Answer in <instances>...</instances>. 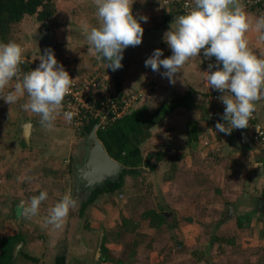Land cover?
Listing matches in <instances>:
<instances>
[{
	"label": "crops",
	"instance_id": "0c3cea01",
	"mask_svg": "<svg viewBox=\"0 0 264 264\" xmlns=\"http://www.w3.org/2000/svg\"><path fill=\"white\" fill-rule=\"evenodd\" d=\"M163 1L134 0L133 16L135 18L146 16L148 21L146 23L139 21L144 28L142 44L130 48L129 60L120 83L115 81L116 72L107 69V61L98 62L95 55L88 51L89 46L83 26L84 24L90 27L99 26L94 0L68 1L67 4H70L71 9L65 15L69 16V19L61 18V7L55 4V15L51 19L39 22L42 27L37 44L33 37L29 38L31 31L19 34L22 41H17L12 36L9 41L22 43L25 48L24 55L38 56L37 58L52 45L51 49L56 59L72 79H84L93 71L100 70L103 78L111 81V88L117 97L130 92L141 93L139 101L129 109L117 125L106 131H97L98 138L107 153L125 167L127 169L125 171H134V174L124 176L123 186L132 191V187H127L125 183L127 177H130L133 178V187H136V190L144 188L148 191H157L153 194L152 204L160 207L159 203L161 202L162 205L165 201L164 205L168 212L163 213L161 207L164 206L157 208L156 212L161 215L168 214L174 223L176 222L174 218L183 216L180 214L181 209L178 211L174 208L175 205L183 207L196 205L198 223L216 219V223L223 224L220 225L221 229L226 225H234L235 232L230 235V240L214 242L219 253H224L226 249L231 251L229 264H264V144L254 143L249 139L252 143V146H249L238 138V133L233 132L237 129L233 130L231 135L215 129L217 122L224 123V121L214 115L215 104L208 99L209 94L201 74L203 65L200 56L193 58L181 73L177 74L175 84H171L169 79L161 75L165 71L162 67L159 73L153 72L150 67H145V60L155 49L163 51L164 55L161 59L172 54L163 36L179 12L176 7L164 6ZM244 1L242 0L243 4ZM60 3L63 5V2ZM82 3L84 4L81 5ZM89 6L90 8L87 9ZM246 11L251 14L254 21L260 15H264V6L259 10ZM70 16L75 18L72 20ZM23 21L20 22V26ZM20 26L17 27L19 31L22 30ZM47 31H51L53 42H50V36L44 34ZM258 35L255 31H250L247 33V38L249 47L260 56L264 54V41H260ZM79 61L80 64L77 63ZM14 84L15 81L6 87L5 94L14 88ZM25 100L26 96L18 103L12 104L16 112ZM22 115L23 120L25 117V122L21 134L26 124H29L27 143L33 142L34 147L37 146L42 151L41 163L44 162L42 158L49 161L47 163L49 166H44L45 168L40 171L38 177L40 183L30 178L28 186L34 192L37 191L38 195L41 191H47L48 199L41 204L42 207L51 208L68 193L81 208L89 194H85L82 189L80 193L76 189L71 161L74 162V158L78 156L85 134L82 135L80 130L74 129L62 114L57 117L52 130L41 127L39 116L24 111ZM253 116L258 122L264 121V100L258 102ZM242 131L250 138L248 130ZM153 153L162 154V158L157 163L155 158H151L150 165L155 164V169L152 171L147 168L146 161ZM74 165L78 167L81 164L74 162ZM48 167L53 170L55 177L48 176L50 173ZM24 179L25 177L22 176L20 182ZM25 195L30 198L27 192ZM119 195L125 197L122 193ZM130 197H136V194L130 192ZM193 200L197 202L193 204ZM21 202L27 204L25 200H20L18 207ZM79 207L77 213L81 217ZM70 214L72 215L73 211L69 213L68 218ZM46 216H41L39 212L36 217L24 218L26 231L35 227L40 230L38 235L26 236V241L18 242L14 246L13 264L97 263L94 261H98V257L92 259L90 263L83 262L84 256L79 258L76 254L79 234L75 233L77 229H72L71 225L70 229L66 226L68 229L65 230L63 226L59 229L53 228L46 225ZM242 216L245 220L242 219V226H239L237 219ZM183 218L190 220L188 216ZM144 219L148 220L151 229L158 231L157 228L151 227V219L143 217L142 220ZM122 220H125V217ZM6 226V231L0 233V237L22 236L23 238L24 231L21 229L18 231L19 228L11 219L7 220ZM200 228L199 225V230ZM232 235L236 237L235 246ZM218 238L225 239L222 236ZM226 243L228 248H223ZM127 254L124 260L132 259L127 264H134L136 250L132 249ZM239 255L241 256L238 258ZM197 257L196 260L199 262L204 258L201 254Z\"/></svg>",
	"mask_w": 264,
	"mask_h": 264
},
{
	"label": "clouds",
	"instance_id": "9594fccd",
	"mask_svg": "<svg viewBox=\"0 0 264 264\" xmlns=\"http://www.w3.org/2000/svg\"><path fill=\"white\" fill-rule=\"evenodd\" d=\"M133 3L134 0H94L99 26H83L88 51L98 62L107 61V69L113 72L122 69L125 49L142 44L144 28L139 21L146 23L148 17L135 18ZM184 7L186 13L178 15L163 36L171 56L161 59L163 51L155 49L145 60V67L158 73L162 67L165 71L161 75L175 84L177 74L201 52L206 59L214 57L216 63H210L208 71L201 74L210 88L222 93L218 99L225 106L221 116L224 123L217 122L215 129L231 135L235 129L249 128L258 102L264 100V54L258 56L252 51L247 33L255 31L264 41V15L253 21L242 0H192ZM24 52L25 48L15 41L0 42V99L12 105L26 96L22 110L39 116L41 127L48 130L54 129L61 114L71 122L78 113L62 109L76 79L70 77L51 48L39 56L38 67L22 71ZM13 81L14 88L5 94ZM47 199V191H41L27 204L21 202L17 216L36 217ZM76 206L73 196L64 194L48 209L46 225L59 229Z\"/></svg>",
	"mask_w": 264,
	"mask_h": 264
},
{
	"label": "rangeland",
	"instance_id": "374dc122",
	"mask_svg": "<svg viewBox=\"0 0 264 264\" xmlns=\"http://www.w3.org/2000/svg\"><path fill=\"white\" fill-rule=\"evenodd\" d=\"M60 1L63 2V5ZM68 1L72 2L73 0H55V4L61 7L62 19H69V16L65 15L71 9L70 4H67ZM75 7L79 8L78 5H75ZM89 8L90 6L87 9ZM70 17L72 20L75 18ZM59 19L60 16L58 17ZM23 20L21 26L19 23L11 29L9 36L14 37L17 41H22L23 39L20 38L19 34L31 31L29 38L31 39L33 37V40L37 44V41L40 40L39 32L42 24L35 17H25ZM71 23L74 22L71 21ZM18 26L22 30L19 31L17 29ZM58 48L59 46H57ZM77 54L79 53L77 52ZM25 56L33 57L31 55ZM77 63L80 64V61ZM24 113L27 112L24 111ZM22 114L21 107L16 112L13 105H8L3 99H0V233L6 231V222L8 219H11L15 226L19 228L18 231L20 229L24 231L22 232L23 238H21L22 236H18L19 242L26 241V236H35L39 233L40 229L37 227L34 229L30 228L31 230L29 229L28 231L24 229V218L17 216V209L20 200H25L28 203L32 196L38 195L37 191L34 192L30 189L28 183L30 178H34L33 181L40 183L38 178L40 171L49 162L45 158H42V161H44L42 165L40 162V153L42 151L37 146L34 147L33 142L28 144L23 134H21L23 131V123L25 122V117L23 120ZM33 122L35 121L33 120ZM85 154V142H82L79 154L74 158V162L82 165ZM74 162L71 161V170L73 167H76ZM48 169V172H50L48 176L55 177V174L52 173L53 170L49 167ZM71 175L73 177V174ZM22 176L25 179L20 182ZM125 183L127 187H132V191H129V189L123 186L117 192L100 196L91 206L89 205L87 207L83 213L84 216H78V205L70 210L69 213L73 211V214H70L69 218L67 217L68 221L67 218L65 219L62 225L64 230L65 228L68 229L71 225L72 229H77L75 233H79L77 242L78 252L76 254L79 258L84 256L83 259L85 261L83 262L87 261L91 263L92 259H97V257L100 259L102 253L100 244H102V241H105V247L108 249V253L115 259L127 258V253L135 249L136 257L134 264H229L228 261H230L231 251L226 249L224 253L220 254L216 243L213 242L214 244L210 245V242L213 237L218 236L230 240V235L235 232L234 225H226L221 229L220 227L223 224L221 225L220 222L216 223V219L215 221L211 219L208 222L198 223L199 221L196 220L198 217L196 209L198 207L196 205H187L184 207L182 205H175L174 208H177L178 211L181 209L180 214L183 216L174 218L176 220L174 226L172 218L164 215L166 218L165 225L156 231L150 228L148 220H142V213L152 209L156 211L161 206H164L161 207L163 213L165 211L168 212L164 205L165 201L162 202V205L160 202V207H157L154 203L152 204L153 194L157 191H148V189L144 188L136 190V187H133V178L130 177H127ZM25 192L30 195V198H27ZM130 192L135 193L136 197L131 198ZM120 193L125 197L119 195ZM137 195L140 196L137 197ZM130 198L131 201L129 200ZM196 202L197 200H193V204ZM48 208L50 207L41 206L39 211L40 215H47ZM187 216L188 218L190 217V220L183 218ZM124 217L127 222L122 220ZM16 220L19 224L16 223ZM172 225L173 227L170 228ZM199 225L201 227L200 230ZM116 233H119V235L116 236ZM232 237H234L233 246H235L236 237L233 235ZM79 240H82L84 243ZM223 248H228V244H224ZM198 254H203L202 256H204L202 260L200 259V262L196 260ZM94 262L97 261L95 260Z\"/></svg>",
	"mask_w": 264,
	"mask_h": 264
},
{
	"label": "built area",
	"instance_id": "2783aa9c",
	"mask_svg": "<svg viewBox=\"0 0 264 264\" xmlns=\"http://www.w3.org/2000/svg\"><path fill=\"white\" fill-rule=\"evenodd\" d=\"M191 0H164V6L176 7L179 15L185 14L187 9L185 4H191ZM246 10H259L264 6V0H245ZM203 72L208 71V65L215 64V58L206 59L203 52L200 54ZM40 61L38 58L24 55V63L21 65L23 71L34 70L38 67ZM216 69L214 68L213 71ZM208 99L215 104L214 115L221 119L224 112V105L218 99L220 93L210 88L205 83ZM119 97V99H117ZM116 96L111 88V81L103 78L100 70L93 71L84 79H76L71 89V93L64 100L63 111H74L78 113L70 122V125L81 130L83 126L96 119L97 123L93 126L97 131L106 130L112 124L118 122L129 111L133 105L141 98V93L130 92L124 95ZM71 105V107H69ZM223 121V120H222ZM243 130V129H237ZM249 131V139L254 143L264 144V121L258 122L254 116L250 121V127L245 129ZM236 131V130H235Z\"/></svg>",
	"mask_w": 264,
	"mask_h": 264
},
{
	"label": "trees",
	"instance_id": "16d2710c",
	"mask_svg": "<svg viewBox=\"0 0 264 264\" xmlns=\"http://www.w3.org/2000/svg\"><path fill=\"white\" fill-rule=\"evenodd\" d=\"M55 15V0H0V42L7 43L11 36V29L23 21L25 17H35L37 21L43 22L44 20L51 19ZM119 99V97L117 98ZM119 122V121H118ZM112 124L106 130L114 127L117 123ZM97 123V120L94 119L90 121L87 125L83 126L80 130V134L84 135L88 133L93 126ZM102 130V131H106ZM97 133V132H96ZM98 136V135H97ZM162 154L153 153L148 156L146 161L147 168H150L152 171L155 169V164L150 165L151 158L156 159V163L161 160ZM126 174H134L133 170L123 171L120 174V177L116 181H105V184L101 187L97 186L94 188L88 195L87 199L82 203L80 212L81 216L87 209V207L92 205L100 196L104 194H111L121 190L123 186V179ZM119 193V192H118ZM142 216L145 218L151 219V227L161 228L165 225L163 223L164 216L160 213L150 210L142 213ZM238 218V217H237ZM242 219L245 220V217H239L237 223L239 226H242ZM124 222H127V220ZM175 226V223L173 224ZM170 226V228L173 227ZM127 229V228H126ZM128 230V229H127ZM119 233H116L118 236ZM226 239H221L218 237H213L210 244L213 242L219 243ZM19 242L18 236L13 237H4L0 241V264H13V249L14 246ZM106 242L102 241L100 244L101 248V257L96 264H101L105 262L115 263V264H127L132 261V259H115L108 253V249L105 247ZM203 255V254H202ZM134 256V255H132ZM130 260V261H129Z\"/></svg>",
	"mask_w": 264,
	"mask_h": 264
},
{
	"label": "water",
	"instance_id": "95a60500",
	"mask_svg": "<svg viewBox=\"0 0 264 264\" xmlns=\"http://www.w3.org/2000/svg\"><path fill=\"white\" fill-rule=\"evenodd\" d=\"M44 34L50 36V42H53L51 31H47ZM49 48H52V45ZM130 48L131 46H129L124 51V59L121 61L123 65L122 69L115 71V81L117 83H120L121 76L129 60ZM26 125L27 126L23 132V137L27 141L29 137L30 125ZM233 132L239 134V137H237L240 138L242 142L252 146L249 138L242 130H236ZM82 142H85L86 147V154L84 157L85 159L82 165L74 167L73 169L74 178L76 179L77 185L76 189L79 190V192L82 189L85 194H89L97 186H103L107 180L111 182L118 180L120 174L124 170H127L107 153L97 136L96 127H93L88 133L84 135ZM164 215L168 216V214H163V216Z\"/></svg>",
	"mask_w": 264,
	"mask_h": 264
},
{
	"label": "bare ground",
	"instance_id": "6f19581e",
	"mask_svg": "<svg viewBox=\"0 0 264 264\" xmlns=\"http://www.w3.org/2000/svg\"><path fill=\"white\" fill-rule=\"evenodd\" d=\"M28 129V128H27Z\"/></svg>",
	"mask_w": 264,
	"mask_h": 264
}]
</instances>
